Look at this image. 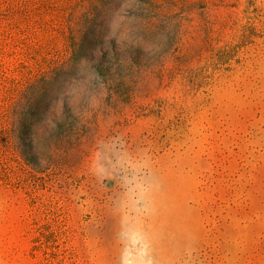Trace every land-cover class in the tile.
<instances>
[{
  "label": "rangeland",
  "instance_id": "374dc122",
  "mask_svg": "<svg viewBox=\"0 0 264 264\" xmlns=\"http://www.w3.org/2000/svg\"><path fill=\"white\" fill-rule=\"evenodd\" d=\"M0 264H264V0H0Z\"/></svg>",
  "mask_w": 264,
  "mask_h": 264
}]
</instances>
